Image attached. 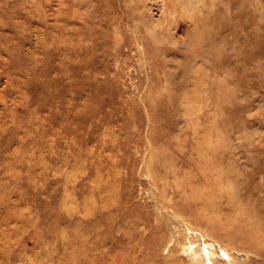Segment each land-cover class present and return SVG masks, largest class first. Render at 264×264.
<instances>
[{"label": "rangeland", "instance_id": "1", "mask_svg": "<svg viewBox=\"0 0 264 264\" xmlns=\"http://www.w3.org/2000/svg\"><path fill=\"white\" fill-rule=\"evenodd\" d=\"M205 244L264 264V0H0V264Z\"/></svg>", "mask_w": 264, "mask_h": 264}, {"label": "bare ground", "instance_id": "2", "mask_svg": "<svg viewBox=\"0 0 264 264\" xmlns=\"http://www.w3.org/2000/svg\"><path fill=\"white\" fill-rule=\"evenodd\" d=\"M207 246H208V244L206 245L205 244V246H204V248L202 249V247L200 246L199 248H195L194 249V252H193V255H192V257L195 259V260H197V262L201 259V258H204L203 257V255H205L204 253H203V250H206L207 251V257H208V260L207 261H204V262H206L207 264H215V262H214V257H215V255H214V252L213 251H211L210 249H208L207 248ZM209 247H211V246H209ZM191 248V247H190ZM206 248V249H205ZM192 249V248H191ZM193 251V250H192ZM222 253L225 255V256H227V260H228V262H231V258H230V256L227 254V252L225 251V250H222ZM235 253V252H234ZM238 256H240V255H242V254H237ZM243 257H244V254H243Z\"/></svg>", "mask_w": 264, "mask_h": 264}]
</instances>
